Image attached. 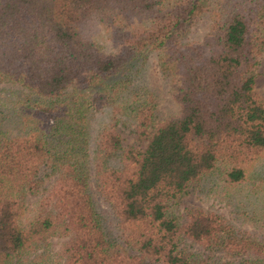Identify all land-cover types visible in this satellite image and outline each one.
I'll list each match as a JSON object with an SVG mask.
<instances>
[{"label":"trees","instance_id":"obj_1","mask_svg":"<svg viewBox=\"0 0 264 264\" xmlns=\"http://www.w3.org/2000/svg\"><path fill=\"white\" fill-rule=\"evenodd\" d=\"M88 22L104 27L109 49L84 33ZM263 51L264 0H0V82L27 91L10 98L17 132L0 113V264H264L256 231L177 210L211 179L225 196L252 194L245 218L264 230V174L253 169L264 155ZM151 55L178 105L162 119L158 95L138 82ZM126 123L143 148L122 144Z\"/></svg>","mask_w":264,"mask_h":264},{"label":"rangeland","instance_id":"obj_2","mask_svg":"<svg viewBox=\"0 0 264 264\" xmlns=\"http://www.w3.org/2000/svg\"><path fill=\"white\" fill-rule=\"evenodd\" d=\"M82 29L86 35L96 40L106 49L110 48L111 43L106 38V31L101 24L88 22L82 25ZM200 33L201 28L199 26V28H196L193 31L192 35L198 36ZM254 71V90L264 101V51L259 56V62L256 65ZM138 82L144 86H148L158 95L159 102L156 109V115L158 119L166 117L168 114L174 112L177 109L178 105L167 92L166 84L160 75L152 55L148 57L145 63V68L142 69ZM26 93L27 91L24 88H21L19 85L0 82V113L5 117L3 120L4 127L9 129L12 133L17 132L21 126H23V123L19 121V117L15 112L17 108L14 106V103L10 101V98L15 96V94L25 95ZM110 116L111 110L107 107L96 112L90 121L91 131L95 133L98 127L110 119ZM118 129L122 135V144L124 146L134 145L140 148L145 146V140H139L135 136L132 124H120ZM262 157V161L260 162L261 165H255L253 169L261 170V174H264V155ZM254 179L256 182L259 181L258 177L256 176ZM43 183L48 184V181L44 179ZM92 188H94L93 185ZM216 190H218V187L213 180H202L201 183H197L186 190L177 203V210L183 214L192 207H199L210 211L223 213L228 216L231 221L238 224L239 226L246 227L251 231H256L264 240V230L259 225L258 227L254 225L251 220H246L245 218L247 214L249 215L252 213L254 208V196L251 194L250 197H246L245 193L240 191H233L232 194L225 196V194L223 195V192H218V194ZM92 194L97 209L104 217V225L106 227L107 234L112 237L117 236L118 229L116 225V218L109 203L104 200L103 197L96 192V190L92 189ZM37 196L38 194L28 192L27 202L32 204L36 200ZM59 245L60 240L54 237L50 240L49 248L52 252H56V250L59 248ZM192 248L201 249V247L197 244H193ZM208 253L209 252H207V254ZM212 254L214 256L218 255V257L222 258L224 256V253L218 250L211 252V255Z\"/></svg>","mask_w":264,"mask_h":264}]
</instances>
